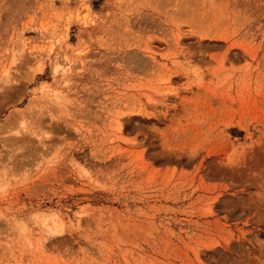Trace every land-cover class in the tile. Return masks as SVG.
<instances>
[{
    "label": "rangeland",
    "instance_id": "1",
    "mask_svg": "<svg viewBox=\"0 0 264 264\" xmlns=\"http://www.w3.org/2000/svg\"><path fill=\"white\" fill-rule=\"evenodd\" d=\"M0 264H264V0H0Z\"/></svg>",
    "mask_w": 264,
    "mask_h": 264
},
{
    "label": "bare ground",
    "instance_id": "2",
    "mask_svg": "<svg viewBox=\"0 0 264 264\" xmlns=\"http://www.w3.org/2000/svg\"><path fill=\"white\" fill-rule=\"evenodd\" d=\"M56 229V228H55Z\"/></svg>",
    "mask_w": 264,
    "mask_h": 264
}]
</instances>
